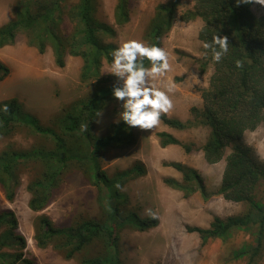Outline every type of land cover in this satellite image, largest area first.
Masks as SVG:
<instances>
[{"label": "trees", "instance_id": "1", "mask_svg": "<svg viewBox=\"0 0 264 264\" xmlns=\"http://www.w3.org/2000/svg\"><path fill=\"white\" fill-rule=\"evenodd\" d=\"M130 0H117L113 10L116 23L123 24L129 17ZM65 0H15L12 18L0 25V47L12 44L21 33L27 36L28 44L44 52L51 47L54 61L64 65L66 54L79 56L82 60L80 77L91 81L93 88L89 95L70 103L64 113L60 131L40 129L34 119L16 97L0 101L7 105V112L0 111V136L12 133L18 125H29L36 133L51 140V146L33 147L30 150H8L0 152V184L7 199H12L13 189L17 185L15 170L19 161H34L41 166L29 181L31 197L28 206L34 211L45 207L50 193L61 179L69 164L83 172L90 183L97 189V203L100 207L98 219L77 217L65 226L55 225L47 216L38 215L33 222V237L36 245L45 248L52 246L64 258L71 259L81 254L80 264H124L119 258V228L130 227L144 231L158 224L156 216H141L130 205V198L123 190L124 185L145 173V165L136 160L129 166L107 172L96 166V155L109 146H125L133 143L131 127L122 120L111 122L106 131L93 136L92 126L98 114L115 98L107 77L101 73L103 61H111L109 53L117 48L114 43L101 44L98 32H112L106 23L93 19L94 0H76L64 4ZM183 0H166L156 5L147 33L148 45L160 47L161 39L172 27L179 6ZM253 3H237V0H194L191 8L185 10L180 18L185 21L199 18L202 25L198 31L201 41L210 40L218 34L228 38L229 51L220 62L211 58V53L203 55L199 62L200 72H205L211 65L208 86L201 89L203 107H191V119L182 121L178 118L161 114L160 119L166 125L184 129L191 126H204L208 134L201 146V151L208 163H215L225 156V166L221 183L215 192L227 200L245 202L248 211L242 215L222 219L214 216L208 227H188L197 231L201 241L209 238L226 237L236 229L252 230L254 243L236 250V258L247 257L246 264H253L264 252V203L257 200V192L264 187V164L252 150L239 142L246 130H253L258 125L264 128V14L256 15L251 10ZM69 19L71 27L63 32L60 24ZM236 61H240L238 67ZM145 66L150 62L145 59ZM9 73V67L0 61V80ZM87 124V131L81 126ZM159 144L181 145L186 152L192 150L191 143L181 142L167 131L157 132ZM67 137L81 138L89 142V151L74 154ZM76 142V141H75ZM93 144H92V143ZM94 146H96L94 148ZM229 146V152L225 150ZM73 151V152H72ZM167 165L181 173V179L165 177L163 181L170 187L189 196L199 190L204 199H208L200 174L191 166L178 161ZM130 205V206H129ZM14 218V217H13ZM119 220L120 226H115ZM15 218L10 227V234L20 249L25 247V239L15 233ZM0 258L2 255L0 254ZM22 258L26 264L32 260L23 257L22 251L16 253L11 261L2 260V264H14Z\"/></svg>", "mask_w": 264, "mask_h": 264}, {"label": "rangeland", "instance_id": "2", "mask_svg": "<svg viewBox=\"0 0 264 264\" xmlns=\"http://www.w3.org/2000/svg\"><path fill=\"white\" fill-rule=\"evenodd\" d=\"M15 0H0V25L9 21L13 14ZM76 0H65L72 4ZM117 0H94L93 19L106 23L112 32H98L101 44L114 43L119 47L125 40H138L148 44L150 20L158 3L166 0H130L127 22L118 24L113 17ZM194 0H183L170 30L161 39L160 48L168 54L170 68L163 75L150 80L152 86L168 92L173 107L162 113L182 121L191 119V107L201 109L203 98L201 89L208 86L211 65L205 72H200L199 62L203 55L202 41L198 31L202 25L199 18L185 21L180 15L191 8ZM251 10L256 15L264 14V6L253 3ZM65 32L71 27L69 19L64 18L59 25ZM25 34L19 33L12 44L0 47V61L9 67V73L0 80V101L16 97L22 107L38 121L40 129L59 132L63 126L64 113L70 103L89 95L93 88L91 81L80 77L82 60L79 56L66 54L64 65L58 66L54 61L51 47L47 45L40 52L34 45L28 44ZM101 73L109 78L108 83L118 85L116 77L110 73V62L105 60ZM121 102L116 98L101 110L92 126L93 136L103 134L111 122L120 119ZM133 143L125 146H109L96 155V166L113 172L129 166L136 160L145 165V173L128 181L123 190L130 198V205L141 216H150L151 210L158 218L155 227L138 231L130 227H120L118 250L119 258L124 264H246L247 257H234L233 253L243 246L254 243L252 230L236 229L226 237L209 238L202 242L197 231L188 227H208L214 216L226 219L242 215L248 211V204L223 198L215 193L221 183L225 166V156L215 163H208L201 151L208 128L191 126L184 129L170 127L159 120L151 129L131 127ZM167 131L181 142L191 143L192 150L186 152L181 145L160 146L157 132ZM76 141V142H75ZM248 146L252 154L264 164V128L258 125L253 130H246L239 140ZM69 148L74 154L89 151L87 139L67 137ZM92 143V142H91ZM93 144V143H92ZM50 147L51 140L37 134L29 125H18L12 133L0 136V152L8 150H30L39 146ZM96 146H94L95 148ZM96 149V148H95ZM229 152V146L225 155ZM178 161L193 167L200 174L202 183L209 194L204 199L199 190L189 196L168 186L163 179L174 177L181 179V173L168 162ZM15 174L17 185L13 189L12 199H7L0 184V264L2 260L11 261L17 252L32 260L33 264H80L81 254L66 259L52 246L41 248L33 237V222L38 215L47 216L55 225L65 226L75 218L87 217L98 219L100 207L97 203V189L89 182L76 163L69 164L61 179L50 193L49 201L42 209L34 211L29 208L31 192L29 181L40 170L39 163L19 161ZM3 160L0 159V165ZM257 200L264 203V187L257 192ZM129 205V206H130ZM15 218V233L25 239V247L20 249L18 242L12 238L10 227ZM116 220L115 226H120ZM14 264H26L22 258ZM253 264H264V252Z\"/></svg>", "mask_w": 264, "mask_h": 264}, {"label": "clouds", "instance_id": "3", "mask_svg": "<svg viewBox=\"0 0 264 264\" xmlns=\"http://www.w3.org/2000/svg\"><path fill=\"white\" fill-rule=\"evenodd\" d=\"M237 3H255L264 6V0H237ZM206 51L211 53L215 62H220L229 51L228 38L214 34L210 40L202 41ZM109 55L110 73L116 77L118 86L112 87V96L121 102L120 120L130 127L151 129L159 123L162 113H167L172 107V100L167 91L152 86L150 80L163 75L170 68L167 52L145 42L130 39L125 40L119 47L113 49ZM145 59L150 66H145ZM240 66V61H236ZM7 105H0V111L7 112ZM81 131H87V124L81 126ZM151 215V210H147Z\"/></svg>", "mask_w": 264, "mask_h": 264}]
</instances>
